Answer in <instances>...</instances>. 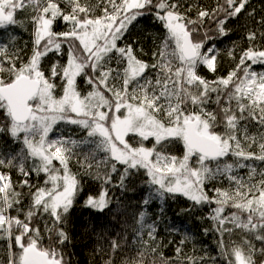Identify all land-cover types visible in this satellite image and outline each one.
Returning <instances> with one entry per match:
<instances>
[{
    "label": "snow or ice",
    "instance_id": "1",
    "mask_svg": "<svg viewBox=\"0 0 264 264\" xmlns=\"http://www.w3.org/2000/svg\"><path fill=\"white\" fill-rule=\"evenodd\" d=\"M148 18L144 59L129 37ZM234 33L219 75L217 41ZM257 65L264 0L259 10L252 0H0V264H79L68 227L78 204L95 214L84 222L98 237L89 264H264ZM138 187L133 238L108 232L113 190ZM178 197L189 215L207 209L218 255L186 254L185 235L165 256L149 212Z\"/></svg>",
    "mask_w": 264,
    "mask_h": 264
},
{
    "label": "trees",
    "instance_id": "2",
    "mask_svg": "<svg viewBox=\"0 0 264 264\" xmlns=\"http://www.w3.org/2000/svg\"><path fill=\"white\" fill-rule=\"evenodd\" d=\"M215 0H185V4L198 5L202 7H212ZM252 5L258 10L261 7V0H252ZM195 18V8L190 13ZM244 21H241L243 23ZM147 29L150 32H155L156 29L152 27V21L150 18L142 19L141 23L133 28L132 35L129 37V41L141 39V46L144 47L145 52L148 53L144 59H150L152 43L148 39H143L138 36V33L144 32ZM21 44L24 42L30 43L29 34L27 32L20 31L19 33ZM239 34L234 33L231 40L217 41V45L221 50L220 65L218 68L219 75L226 74L227 70L231 66L230 59L225 55V50L231 46L232 41H238ZM257 71L264 70L262 66H255ZM202 74H206L211 78L212 74L206 70H202ZM95 187V186H93ZM91 191V190H90ZM145 189L137 188L135 193L129 192L122 194L119 191L113 190V195L117 198L114 201V215L106 219L110 220L107 231L110 233L124 231L129 238H133V229L137 227L135 213L138 211V205L144 195ZM189 203L184 198L178 197L175 200L169 199L164 207V214L161 216L157 205L151 206L149 212L150 220L157 218L158 224V236L157 239L164 242L166 245L162 247V251L165 256L172 257L175 255L176 246L179 245L180 240L184 239L185 235H189L191 239L186 241L183 246V250L186 254L191 255L195 249L197 254L202 255L204 250H207L211 255H218L216 251V234L209 232L205 235L203 229L211 228L212 223L206 219H201L202 216H207V209H201L197 212H193L191 215L184 212L183 210L189 207ZM89 217L95 219V214L85 210L82 204L76 206V210L73 214V222L68 226L70 235L72 236L69 250L74 253L73 259L79 261V264H89L91 259V249L95 246L94 240L98 239L96 236H90L89 230L84 226V222L89 220ZM105 223V220L97 221V224ZM172 225L180 228L181 231L169 230ZM147 239V237H144ZM171 241L172 243H168ZM139 244L135 247L139 248ZM129 247H132L130 245ZM126 255H134L131 251L127 252Z\"/></svg>",
    "mask_w": 264,
    "mask_h": 264
}]
</instances>
